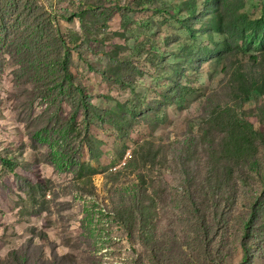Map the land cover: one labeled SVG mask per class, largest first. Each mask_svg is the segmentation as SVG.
<instances>
[{
  "label": "rangeland",
  "instance_id": "374dc122",
  "mask_svg": "<svg viewBox=\"0 0 264 264\" xmlns=\"http://www.w3.org/2000/svg\"><path fill=\"white\" fill-rule=\"evenodd\" d=\"M45 2L50 10L60 13V8L68 6L74 13L79 0ZM94 2L101 7L102 18L111 15L106 25L86 19L89 27L84 29L79 17L69 21L58 14L56 24L63 34L74 35L83 44L84 56L74 52L73 57L85 63V81L97 95L98 104L115 109L127 98H145L138 104L133 122L124 125L123 136L108 123L90 126V132L102 140L103 168L92 177L93 183L107 198L105 184L113 188L129 183V191H133L128 192L130 197L137 192L133 170L139 166L123 167L133 148L145 139L166 145L198 142L202 120L226 103L225 86L231 66L239 61L233 57L238 50L245 49L258 58L256 63L247 62L246 72L264 75V27L247 25L243 32L235 27L240 11L253 19L261 17L263 1L155 0L148 2L147 9L128 8L131 12L127 13H121L113 0ZM193 8L196 17L190 19ZM91 24L93 30L99 29L105 50H115L119 57L132 59V49L144 35L147 45L143 50L150 51L136 53L135 61L143 74L137 77L135 91L103 81L90 67H101L107 60L98 49ZM258 97L264 100V95ZM59 107L67 108L59 98L30 95L27 87L17 84L9 67L0 72V154H14L15 172L23 177L10 174L0 178V257L5 259L11 250L18 249L27 260L25 264H144L142 251L128 241L124 227L113 219L108 201L80 192L73 159L79 157L77 149L72 142L66 144L65 136L52 133L53 114L62 111ZM176 147H169L170 155ZM79 151L81 161H89L87 150ZM157 168L147 173L151 178L162 175L170 185L171 198L180 201L186 186L182 171ZM118 172V176L114 174ZM260 181L264 183V167ZM29 182L40 183L42 188L29 190V194L25 190ZM250 215L245 202L240 203L229 237L231 263L242 257L244 223ZM254 249L253 264H264V244Z\"/></svg>",
  "mask_w": 264,
  "mask_h": 264
},
{
  "label": "trees",
  "instance_id": "16d2710c",
  "mask_svg": "<svg viewBox=\"0 0 264 264\" xmlns=\"http://www.w3.org/2000/svg\"><path fill=\"white\" fill-rule=\"evenodd\" d=\"M121 1L113 0L112 4L121 13H127L131 12L128 8L147 9L148 2L155 0H127L125 5ZM76 8L71 13L64 6L58 13L50 10L45 0H0V72L9 67L17 84L27 87L33 97L59 98L66 104V109L59 107L62 111L53 114L55 130L52 133L65 136L66 144L72 142L77 149L79 157L73 156V159L79 172L80 192L108 201L113 219L124 227L128 241L142 251L144 264H253L254 248L264 244V183L260 181L264 167V100L257 98L259 94L264 95V75L248 73L245 68L248 61L257 62L256 55H249L245 49L233 55L239 61L229 70L226 103L218 105L202 120L198 142L166 145L161 141H141L123 167L128 170L136 164L139 166L133 170L137 192L129 197L128 192H133L129 191V183L113 188L105 184L103 191L107 198L92 180L102 172L103 165L102 140L90 132V126L108 123L123 136L124 125L133 122L139 111L138 104L145 98L141 95L127 98L115 109L95 101L97 95L85 81L86 65L73 57L74 52L83 57L86 50L74 35L61 32L56 19L57 14L69 21L73 16L79 17L82 27L87 29L86 19L106 25L111 15L102 18V9L94 0L90 3L79 0ZM189 17H196L195 8ZM256 24L264 27V14L253 19L243 11L238 12L235 22L238 31ZM190 27L188 24L187 28ZM97 30L92 25L94 40L107 60L101 67H90L103 81L135 91L137 77L143 74L135 61L136 53L150 51L143 50V45H147L144 35L129 59L119 57L115 50H105ZM192 54L191 49L187 55ZM255 106L258 110L254 112ZM171 145H178L172 155L169 154ZM78 148L87 150L89 161H81ZM16 166L14 154H0V178L15 174L17 179H22L15 172ZM157 167L182 171L186 186L180 201L171 198L170 185L162 175L151 178L147 173ZM114 174L118 176L119 172ZM28 185L25 190L29 194L33 189L42 188L40 183ZM243 202L251 215L244 223L242 257L237 263H231L228 260L230 231L235 212ZM26 262L18 249L11 250L5 259L0 257V264Z\"/></svg>",
  "mask_w": 264,
  "mask_h": 264
}]
</instances>
